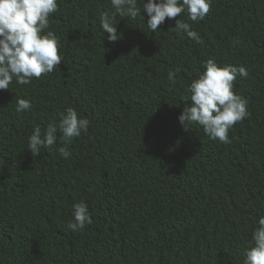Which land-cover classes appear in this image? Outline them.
Returning <instances> with one entry per match:
<instances>
[{"label": "trees", "instance_id": "obj_1", "mask_svg": "<svg viewBox=\"0 0 264 264\" xmlns=\"http://www.w3.org/2000/svg\"><path fill=\"white\" fill-rule=\"evenodd\" d=\"M57 3L45 31L58 37L62 63L0 90V264H243L264 217V0H212L204 20L185 12L155 31L141 0L135 19L111 0ZM102 12L117 24L116 42ZM176 19L202 42L170 30ZM208 59L248 72L233 82L248 115L227 144L178 122ZM18 98L31 111L17 113ZM69 107L90 122L67 146L71 156L56 151L59 132L33 156V129L58 123ZM78 202L93 222L73 232Z\"/></svg>", "mask_w": 264, "mask_h": 264}, {"label": "clouds", "instance_id": "obj_2", "mask_svg": "<svg viewBox=\"0 0 264 264\" xmlns=\"http://www.w3.org/2000/svg\"><path fill=\"white\" fill-rule=\"evenodd\" d=\"M212 0H141L142 9L147 14V28L155 31L165 19L179 17L187 13L192 22L202 21L210 11ZM138 0H111V5L121 17L135 19L141 13ZM58 10L57 0H0V90H8L15 80L19 85H29L32 80L52 73L63 60L59 54V40L51 30L50 14ZM100 26L107 33L109 42L121 38L117 33V24L108 12L100 14ZM183 32L188 38L201 43L198 32L192 25L180 19L170 29ZM204 71L188 86L190 104H187L178 116V122L187 129V125L197 123L211 140L230 143L229 130L248 115V101L236 95L233 82L237 77L246 78L247 69L232 64L218 66L215 59L203 63ZM179 68L169 70L167 79L175 85ZM30 99L18 98L17 113L31 111ZM89 120L81 118L71 107L61 113L58 123H50L45 129L36 126L28 137L27 149L33 156L40 154L41 147L52 148L57 141V133L63 147L56 149L59 156L68 159L71 156L68 145L73 138L86 133ZM73 221L67 227L73 232L81 231L91 224L88 207L84 202L73 206ZM252 244L244 251L243 264H264V217H260L251 234Z\"/></svg>", "mask_w": 264, "mask_h": 264}]
</instances>
